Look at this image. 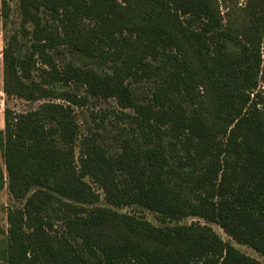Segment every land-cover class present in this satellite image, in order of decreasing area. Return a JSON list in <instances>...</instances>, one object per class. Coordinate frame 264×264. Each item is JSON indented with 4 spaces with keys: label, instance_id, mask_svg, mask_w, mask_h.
Returning <instances> with one entry per match:
<instances>
[{
    "label": "trees",
    "instance_id": "obj_1",
    "mask_svg": "<svg viewBox=\"0 0 264 264\" xmlns=\"http://www.w3.org/2000/svg\"><path fill=\"white\" fill-rule=\"evenodd\" d=\"M1 1L8 95L80 101L82 96L57 89L74 82L92 95L137 107L145 116L140 121L143 144L126 141L112 154L88 138L79 166L75 147L81 133L66 112L71 110L59 103L29 113L6 109L9 175L23 191L38 188L23 209L9 210L8 263L264 264L205 225L156 226L143 216L84 205L100 201L85 180L99 166L106 176L96 182L110 204L140 205L165 222L183 215L204 218L264 256V111L251 96L264 59L233 33L215 0H18L21 22L14 30L10 0ZM170 15L203 60L216 95L217 127L201 114L200 78L172 32L154 26L157 18ZM259 19L264 25V16ZM150 26L160 34L159 46L148 45L155 35ZM85 35L92 45L82 44ZM101 44L107 50L115 47L107 53L114 61L123 56L112 72L71 61L62 67L57 61L63 48L91 54ZM125 47L133 51L124 52ZM132 76L155 83L148 102L137 100ZM31 218L34 230L27 229ZM58 222L65 229L50 235L47 228ZM110 223H121L130 234L161 247L133 239L99 243L86 233V228Z\"/></svg>",
    "mask_w": 264,
    "mask_h": 264
},
{
    "label": "rangeland",
    "instance_id": "obj_2",
    "mask_svg": "<svg viewBox=\"0 0 264 264\" xmlns=\"http://www.w3.org/2000/svg\"><path fill=\"white\" fill-rule=\"evenodd\" d=\"M13 8L12 18L13 26L10 29L17 28L21 22V16L19 12L18 0H10ZM216 7L222 14L226 24L229 25L233 33L243 43L248 44L250 47H254L258 52L260 51L264 59V25L260 21L259 17L264 16V0H215ZM179 20L172 15L162 20L161 17L155 20L154 26L165 31L169 29L172 32L174 40L177 42L179 49H181L182 56L188 66L194 71L195 77L199 79L197 87V101L198 106L203 114V117L207 120V123L217 127L218 109L215 108L216 95L215 91L210 87V83L207 78V71L203 65V60L199 57L194 45L182 34L180 31ZM155 27L150 28L153 30L152 36L148 40V45L159 46L161 43L160 34L156 31ZM162 36V35H161ZM164 38V36H162ZM84 46L86 44L92 45L89 42L88 36H83ZM27 41L25 38H23ZM130 39L134 40L133 35L130 34ZM142 45H146L144 42ZM87 47V46H85ZM107 46L101 44L99 48H96L91 54L81 52H71L68 48H63V53L59 54L57 61H59L62 67L68 64L70 61L76 65L83 67H93L99 70L101 73L107 71L112 72L113 68L122 63V57L116 58V61L112 59L108 52L113 51V48L106 49ZM4 50V28H3V16H2V1L0 0V264H9L8 260L11 255V247L8 239V213L10 209H23L27 203V199L38 188H31L29 192L21 190L17 181H12L9 171L7 169L6 155L4 149L5 142V112L6 109L14 110L19 113H29L31 111L44 109L45 104L59 103L68 108L67 111L70 117H73L80 126V141L75 147L76 160L78 165L82 164L83 154L89 149L87 141L88 138L92 139L98 149H108L112 154L118 153L126 141L135 143L136 140L144 142V132L142 131V123L144 115L137 109V107L123 106L120 104L117 98L109 97L105 98L98 95L90 94L85 87L78 86L74 82L69 84L57 85V89L60 91L65 89L71 93L82 96L80 101H73L63 97H44L39 100L30 101L21 96L15 94L8 95L6 93V87L8 85L6 77V66L3 56ZM123 51L133 50L129 47L123 48ZM105 52V54H102ZM176 69L180 71V61L175 63ZM173 69V67H170ZM175 69V70H176ZM40 70L35 72L36 79L40 80ZM133 81L137 100L141 102H148L153 94L155 83L145 80L135 79L130 77ZM154 79V78H152ZM155 81V80H154ZM9 83L15 89H17V83L9 79ZM49 86V84H46ZM252 99L258 104V106L264 111V62L260 68L258 75V85L251 92ZM85 97V98H84ZM151 116V115H150ZM166 122L170 121V118H166ZM210 125V126H211ZM212 127V126H211ZM224 127H227L225 124ZM147 128V127H146ZM150 129V127L148 126ZM148 128L146 130H148ZM165 130L167 128L163 126ZM151 131V130H148ZM90 175H87L85 180L97 190L100 194V201L95 204H84L86 207L103 206L112 207L114 210L121 213L136 214L143 216L156 226H162L165 224H198L210 227L215 233L220 235L225 241L231 243L241 252L258 259L264 263V256L254 250L251 246L240 242L236 238L230 236L219 224L210 222L204 218L197 216H182L173 218L168 221H163L162 217L145 207L140 205L132 206H115L110 204L105 198V194L102 188L99 186L97 179L104 178L106 174L101 172L100 167L96 166L95 170H91ZM34 230L37 227L34 219L28 220V227ZM65 229V224L58 222L54 228H47V232L50 235L58 236L59 232ZM90 229V230H89ZM87 234L90 237L99 242H114L122 239H133L141 242L145 246L149 247H161L160 244L144 240L133 234H130L127 229L121 223H110L94 228H86ZM53 242V241H52ZM55 243V242H53ZM71 258V253L68 255ZM39 264H44L40 262Z\"/></svg>",
    "mask_w": 264,
    "mask_h": 264
}]
</instances>
